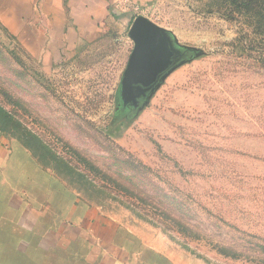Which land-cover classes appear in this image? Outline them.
I'll return each mask as SVG.
<instances>
[{
  "label": "rangeland",
  "instance_id": "1",
  "mask_svg": "<svg viewBox=\"0 0 264 264\" xmlns=\"http://www.w3.org/2000/svg\"><path fill=\"white\" fill-rule=\"evenodd\" d=\"M230 1L113 3L65 49L0 22V135L57 194L185 264H264V26ZM138 17L177 52L142 94L126 79Z\"/></svg>",
  "mask_w": 264,
  "mask_h": 264
},
{
  "label": "crops",
  "instance_id": "2",
  "mask_svg": "<svg viewBox=\"0 0 264 264\" xmlns=\"http://www.w3.org/2000/svg\"><path fill=\"white\" fill-rule=\"evenodd\" d=\"M126 1L0 0V22L26 48L65 49L93 36L111 5ZM33 164L0 135V264H185L167 247L125 233L101 209L60 196Z\"/></svg>",
  "mask_w": 264,
  "mask_h": 264
},
{
  "label": "water",
  "instance_id": "3",
  "mask_svg": "<svg viewBox=\"0 0 264 264\" xmlns=\"http://www.w3.org/2000/svg\"><path fill=\"white\" fill-rule=\"evenodd\" d=\"M130 36L135 42V49L126 79L129 93L138 91V94H142L173 68L177 52L167 34L144 17L135 19Z\"/></svg>",
  "mask_w": 264,
  "mask_h": 264
},
{
  "label": "trees",
  "instance_id": "4",
  "mask_svg": "<svg viewBox=\"0 0 264 264\" xmlns=\"http://www.w3.org/2000/svg\"><path fill=\"white\" fill-rule=\"evenodd\" d=\"M229 9L232 11L233 8L241 9L245 14L251 15L253 17H259L260 28L264 26V0H231L228 3ZM233 19L232 17H228ZM262 34L264 33L261 32ZM264 53V49L261 50Z\"/></svg>",
  "mask_w": 264,
  "mask_h": 264
},
{
  "label": "flooded vegetation",
  "instance_id": "5",
  "mask_svg": "<svg viewBox=\"0 0 264 264\" xmlns=\"http://www.w3.org/2000/svg\"><path fill=\"white\" fill-rule=\"evenodd\" d=\"M136 88H137V86H136Z\"/></svg>",
  "mask_w": 264,
  "mask_h": 264
}]
</instances>
